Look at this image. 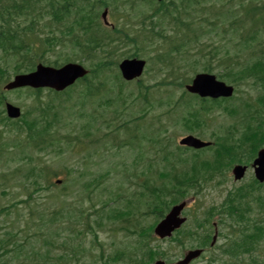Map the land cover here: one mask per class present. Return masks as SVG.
Instances as JSON below:
<instances>
[{
	"label": "trees",
	"instance_id": "16d2710c",
	"mask_svg": "<svg viewBox=\"0 0 264 264\" xmlns=\"http://www.w3.org/2000/svg\"><path fill=\"white\" fill-rule=\"evenodd\" d=\"M36 2L38 3L40 0H0V90L3 84L11 79V72L12 75H16L33 71L42 59H46L48 53H53L57 44L62 45L63 40L58 41L55 36L47 39L41 37L43 30L39 24L35 23V19L26 22L32 16V11L36 9ZM51 2L52 10L61 5L59 0H51ZM62 2V6H65V0ZM171 7L172 9L163 4L164 14L161 21L152 24L150 29L153 34L151 35L150 31L145 33L147 36L150 35V41L163 40V45L167 43L170 47L169 52L158 57L159 61L168 64V68L162 69L166 73L162 77L163 81L154 83L156 85L147 86L144 82H138L137 91L134 90V87L125 91V87H129L130 83L120 80L121 78L115 72L118 64V50H110V43H103L104 41L111 42L112 38L104 39L98 35H92L91 42L94 44H90L89 47L75 44L80 47L82 57L94 66L91 69V76L80 80L78 85L62 94L48 90L45 95L43 89H26L25 104L27 109L22 118L12 125L14 129L11 128L13 131H18L20 137L23 135V140L17 142V147L21 149L20 159L27 161L28 166L26 170H23L21 166L18 167L17 172L21 178L19 182H29L43 189L52 187L50 174L45 175V185L42 186L39 181L41 172L44 170L39 165L41 155L54 152L62 154L66 149L83 152L91 144H98L99 148L110 150L128 146L131 143L130 138L119 140L115 137V141L108 140V146L101 142L97 135L103 130L101 127L103 124L99 126V121L107 122L109 106L114 103L115 113L123 108L127 111V107L132 105L134 100L142 101L141 112L143 113L149 112L148 108H154L155 105L150 102L149 93L153 87L173 83L168 79L174 73H171V70L174 69L173 59L175 57L173 58V54L175 53L182 55V58L179 59L180 65L183 63V66L187 67V61L191 59L186 57L191 56V51H195L192 61L196 65L202 64L203 71L214 73L218 69L220 71L217 73L219 79L237 86L244 83L251 88L256 96L255 98L248 96L243 101V106L246 109L244 112H239L237 109V116L243 114L240 120H246L247 124H251L255 120L252 115H255L264 123V109L257 111L252 108L255 105L264 106V0H179L178 5H175L173 1ZM62 12L63 9L59 8L53 17L55 19L62 18L58 15ZM45 27L48 28L47 25ZM52 27L49 26L50 33L54 34ZM125 36L128 37V35ZM147 47L157 48L154 43L148 44ZM138 51V48L129 49L128 52H123L120 56L138 53ZM48 64L58 66L57 62ZM112 77H115L120 89L115 90L116 88L111 86ZM185 81L184 83H187V80ZM61 95L63 97H60ZM183 95H187V92H183ZM102 99L104 100L103 105L105 104L107 107L99 110L93 103H102ZM6 101L5 97L1 96L0 106H3ZM221 102L211 100L207 104L213 107L221 105ZM199 111L196 110L194 116ZM129 115L131 118L127 123L123 127H119V131L121 129L125 135L130 130V124H135L132 132L136 134L139 131V120L144 118V115L138 118H133L132 113ZM76 120L77 122H75ZM198 121L201 122V120ZM7 122L12 121L3 116L0 118V123L6 125ZM186 126L188 127V123ZM66 127H69L70 131L61 135L60 130ZM256 134L259 132L253 126L248 125V131L240 141L251 143L252 147H256ZM141 136L142 139L146 137V134L141 133ZM240 146L242 145L240 144ZM178 150L181 151L182 148L178 147ZM216 152L219 159L216 164L206 162V156L196 153L192 158H185L183 155L176 156L175 153H171L173 162L178 165L168 162L165 171L159 173V177H163L161 182L147 177L146 181L140 183L144 191L133 194L132 198L134 199L125 202L127 205L124 210L109 208L107 200L105 203H101L100 208L95 209L94 212L103 213L105 207H108L106 208V217L110 220H106L105 223L103 220L94 221L95 224L99 229H102L110 221L142 220L149 215H154L158 220L167 212L171 203L180 199L179 197L185 198L191 194V191L203 188L201 185L210 179L206 176L210 175L211 177V174L224 165L222 160L231 157L230 163L240 162V155L235 153V147L224 150L223 146L219 145ZM171 166L173 170L179 167L177 173H170ZM134 177L140 179L141 176L134 175ZM169 185H173V189L179 187L178 190L181 191H177L175 198L173 197L175 191L173 192L168 187ZM145 211L150 213H145ZM6 212H10L8 206L0 209V216ZM82 218L66 220V222L62 220L59 227L49 235L42 237V243L37 247L30 244L29 228L26 229L27 237L24 243L21 242L22 244L17 240L18 233L12 232L10 239H0V249H2V253L7 254L18 247L16 256L24 257L29 261L25 264H152L154 260L167 255L162 250L154 251L149 247L148 235L145 233L147 228L142 227H139L140 231L136 230L133 233L139 234L140 237L145 236L146 240L140 241L138 246L133 247L134 249L116 247L106 251L101 240L97 237L93 221L82 220ZM198 224L201 223L198 222ZM43 227L48 226L45 224ZM62 232L64 236H62ZM88 234L95 236L93 237L95 244L85 245ZM262 235H264V231H262ZM34 237H37L36 234ZM186 240L189 241L188 244H186ZM197 240L190 231L182 230L172 241L177 243L180 250H184L187 246L193 247ZM204 243L199 242V244ZM96 248H99L98 253L91 251Z\"/></svg>",
	"mask_w": 264,
	"mask_h": 264
},
{
	"label": "rangeland",
	"instance_id": "374dc122",
	"mask_svg": "<svg viewBox=\"0 0 264 264\" xmlns=\"http://www.w3.org/2000/svg\"><path fill=\"white\" fill-rule=\"evenodd\" d=\"M147 12L148 10L146 13ZM69 50L70 51H67L66 48L59 47L56 51V54H50V56L46 58L47 61H44V63L54 62L55 60L57 61L60 53H64L65 55L69 53L72 57V61L79 62L78 59H75L76 56L71 53V49ZM144 59L147 60V58ZM62 63H64V61L60 60L61 65ZM84 65L88 67L89 63L86 62ZM148 68L149 70L145 76L144 82L146 84L152 85L157 81H161V78H159L158 74L156 73V68L154 65L150 64V67ZM187 70L184 75L186 78H193L197 73L203 72L199 68L198 71L191 69ZM218 72L220 71L216 69L214 74H217ZM14 76L15 75H12L11 72V79ZM239 89V92L235 95L237 98L235 100H231V102H229L230 105H235L236 102L240 101L243 97H246V91H248L250 95H255V92L251 91V89L244 84L241 85ZM3 95L8 102L15 104L22 109H27V105L25 104L27 92L12 91L6 92ZM179 95V87L169 84H164L157 89L151 90L149 93L150 102L155 104V108L151 111L148 122L157 121V119L158 121L163 122L162 125L157 124L156 126H152V128H157L161 142L158 139H143L139 147L136 145H130V147H132L131 149L122 148L120 150H106L101 148L97 152L93 150H95L98 145L91 144L89 147H87L86 151L83 152L66 149L62 154L54 152L47 156H40L42 161L46 163L49 168V172L51 174V183L53 181L56 182L58 179L63 180V183L52 186L50 191L37 190V187L32 184H23L19 182V180H21L19 173L16 174L15 179L11 176L17 166H21L23 170H26L28 168L26 161H8V156L0 158V208L9 205L16 206L15 211L13 210L12 214L6 219H10L9 221H15L17 223L16 225H18V228L22 231H26L28 224V234L32 237L29 241L30 244L35 247L42 243L41 239L43 236L49 235L52 231L59 227L60 223L63 221L66 222V220H79L78 218L83 217L82 220L93 221V226L96 228L95 230L97 232V237H99L101 240L106 251H110L116 247H129L130 249H133L134 246L132 245H137L139 236L127 230L128 225L119 220L110 222L108 221L109 223H106L102 229H99L94 221L97 222L103 220L105 223L106 220L110 219L106 217V207L103 213H96L94 210L99 209L102 201L106 200L108 197H111V194L125 192L127 196L131 195L130 198L134 196L133 194H137V192L141 190L138 183L144 180L142 177V172L146 170V167L149 169L150 166L153 165L152 171L149 173V175L152 178L157 176V170L161 169V167L165 164L164 158L169 156L171 151H175V145L178 144L180 138L188 134L182 129V121L177 127L176 125L174 126L173 122L175 116L179 117L181 112L178 110L175 104V100ZM103 101L104 100L102 99V103L96 102L93 103V105L99 110L106 109V105H103ZM142 105V101L134 100L133 104L127 107L126 113L131 112L138 116V114H140L138 110ZM237 105H241V102ZM231 108L234 109V111L230 109L227 115L228 118L232 120L233 118L237 117V113L235 106ZM2 109L4 110V106H0V112ZM107 117L109 120L112 118V115L109 113V111ZM119 117L120 119H124L125 116L123 113H120ZM215 117H217V123L219 126L229 124L226 122L225 114H223L221 111L217 112ZM75 122H77V120ZM104 127L106 128L107 125ZM106 129L103 130L108 132L110 131L109 128V130ZM167 130L168 133L165 135L164 131ZM69 131L70 128L66 127L60 130V134L63 135ZM0 132H2V135L7 142L18 140L19 135L17 132H10L8 126L0 124ZM99 134L97 135L99 138H102L103 140L104 138H107L100 136ZM111 134L112 136H116L114 133ZM111 134L109 133V135ZM194 135L206 141H213L210 129L206 131V133H199L200 136L198 134ZM120 137L124 138L125 136L121 135ZM20 138L21 137H19V139ZM156 140L160 143H157ZM134 147L138 148L132 151ZM201 153L206 154L205 152ZM214 156H216V152H214ZM230 161V157H227L226 163H229ZM134 167L135 169H133ZM55 172L58 174L55 175ZM108 172L109 174L104 175V177L100 179L98 178L101 174H106ZM130 172L141 176L140 179H136L128 175ZM6 178L9 180L6 181ZM94 180L97 181L94 183ZM98 182L99 184H97ZM86 184L87 187H85ZM231 187V184H228V189ZM35 190L37 191L35 192ZM216 190V188L212 187L205 188V190L202 192V195L199 196L197 204L193 205L189 209L188 215L191 213H197L196 210L198 207H203V209H205L206 207L213 204V201L220 200V197H218L217 193L215 192ZM29 196H32V198L28 199ZM123 200L124 199L120 200V202L115 201L111 206L124 210L126 203H124ZM22 201L26 202L23 203ZM197 214V217H202L201 212ZM53 215H55V217H53ZM41 217L43 220H40ZM154 219V215H152V217L143 218L144 226L151 225L155 221ZM49 220L63 221L52 224L49 222ZM211 220H213L212 223H215L216 220L223 219L216 216ZM3 222L4 220H0V224ZM45 224L48 227H43ZM187 227L188 229H194L193 223L188 224ZM211 228L206 227L209 232L212 231ZM219 230L224 231V228L219 227ZM34 234H36V238L34 237ZM21 236H24V234H20V237ZM62 236H64L63 232ZM87 236L88 237L86 238L85 245L89 246L92 243L95 244L93 239L95 236L93 234H88ZM153 237L158 239L154 235ZM36 239L38 240L36 241ZM158 241L159 242H153L154 246L160 244L163 250L171 253L170 257L173 260L179 259L185 253L184 251L182 255H180L174 242L160 239ZM225 243L226 238L223 236L219 241V247L211 250L210 253L219 255ZM91 251L98 253L99 248L91 249ZM257 254H262V256H264V249L260 252L258 251ZM19 264H21L20 259ZM196 264H206L205 259L199 261Z\"/></svg>",
	"mask_w": 264,
	"mask_h": 264
},
{
	"label": "water",
	"instance_id": "95a60500",
	"mask_svg": "<svg viewBox=\"0 0 264 264\" xmlns=\"http://www.w3.org/2000/svg\"><path fill=\"white\" fill-rule=\"evenodd\" d=\"M145 62L139 60L126 61L121 65L123 75L126 79L131 80L142 74ZM87 72L79 65L69 64L60 70L44 67L39 65L37 71L28 75H18L15 80L11 82L7 89H14L20 87H51L57 90H63L68 85L73 84L78 78L83 77ZM187 89L199 94L202 97H230L233 94L234 88L227 86L223 82L217 81L216 76L209 74H198L193 80L192 84L187 86ZM7 112L11 118H19L21 111L14 105H7ZM182 144L192 146L195 148H202L206 146L205 143L190 136L185 139ZM259 164V170H257V176L260 180L264 179V150L259 153L258 159L255 161V165ZM245 168L237 167L234 174L237 178H240L244 174ZM186 203H182L179 206L173 208L171 213L162 221L156 228V235L161 238L171 237L173 232L180 228L185 222V218H180L181 212L184 209ZM201 250L190 251L183 261L177 264H189L193 259L200 256ZM156 264H165L164 262H157Z\"/></svg>",
	"mask_w": 264,
	"mask_h": 264
},
{
	"label": "flooded vegetation",
	"instance_id": "af4514ba",
	"mask_svg": "<svg viewBox=\"0 0 264 264\" xmlns=\"http://www.w3.org/2000/svg\"><path fill=\"white\" fill-rule=\"evenodd\" d=\"M252 163H253V161H252ZM252 163L250 162V163L245 164L246 166H248V171H247L248 174L240 182V184H239L240 187H246L249 184V182L250 183H253V178H255V176H254V169L252 167ZM258 186H260V185H258ZM262 186L264 187V185H262Z\"/></svg>",
	"mask_w": 264,
	"mask_h": 264
}]
</instances>
